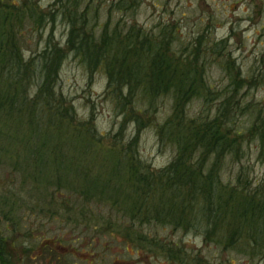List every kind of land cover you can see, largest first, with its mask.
Instances as JSON below:
<instances>
[{
    "label": "trees",
    "instance_id": "trees-1",
    "mask_svg": "<svg viewBox=\"0 0 264 264\" xmlns=\"http://www.w3.org/2000/svg\"><path fill=\"white\" fill-rule=\"evenodd\" d=\"M77 1L64 0L58 4L61 11L67 10L68 14L65 46L52 42L36 56L24 59L17 29L22 25L23 17L39 24L47 17L53 20L54 14L41 11L39 7L40 11H37L32 0H24L22 7L0 0V168L11 164L9 155L18 154L13 147L16 133L25 127L37 131L34 126L30 127L36 119L32 114L34 110L45 111L49 120L56 117L59 123L65 121L75 137L61 139L72 147L58 151L53 149L57 144V128L52 124L44 132H38L40 139L37 138L33 146L30 144L31 148H27V134L20 138L24 142V156L33 161L31 164L27 159H17L12 167L25 170L32 166L36 171L29 176L20 175L18 183L12 181L6 192L10 199H2L1 205L8 206L16 214L13 208H19L23 197L21 189L26 194L32 191L31 185L26 184L31 178L35 182H31L33 188L65 189L64 195H60V204L54 207L63 212L66 221L70 219L73 223L93 226L103 220V216H97L88 204H102L104 197L110 194L109 188L118 195L112 202H121L118 209L127 218L135 219L139 216L136 212L142 211L140 216L144 220L154 218L174 227H205L204 235L210 241L214 239L230 245L241 239L244 247H236V250L264 249L263 195L245 185L236 189L233 184L222 181L219 175L223 157L239 155L236 141L240 132L229 131L228 124L218 120L226 99L211 117L207 111L197 116H189L185 111L192 96L200 97L206 106L216 94L217 90H212L204 79L203 63L207 60L206 54L216 59L220 41L199 52L201 43L197 40L180 53L183 61L197 60V65H172L175 55L171 52L172 58L168 61L162 52L169 50L167 46L155 42L153 35L143 29H134L132 25L125 32L107 29V26L99 31L92 29L94 26L88 24L89 16L75 9ZM163 35L165 33L160 37ZM160 37V40H166ZM66 51H74L91 71L103 70L107 75L105 93L123 110L128 105L133 110L136 91L149 100L164 93L172 94V115L158 129L159 139L175 147L173 158L165 166L152 168L140 157L135 138L125 143L122 138L97 131L91 120L76 119L74 122L72 107L62 102L54 88V77ZM221 51L222 47L219 56ZM233 80L242 81L240 76ZM35 82L37 88L30 89V84ZM207 90L209 92L204 94ZM149 105L152 106L151 101ZM134 120L138 122V119ZM252 126L254 128L249 130L257 133L264 158V117ZM121 170L129 174L125 176ZM58 191L61 193V190L53 193ZM195 207L203 210L201 217L189 216L196 215L193 213ZM53 211L57 210L49 209V212ZM186 213L187 219L184 218ZM3 214L13 224L20 220L9 211ZM189 217L203 219L204 223L193 222L199 219ZM108 227L113 229V225L108 224Z\"/></svg>",
    "mask_w": 264,
    "mask_h": 264
},
{
    "label": "rangeland",
    "instance_id": "rangeland-1",
    "mask_svg": "<svg viewBox=\"0 0 264 264\" xmlns=\"http://www.w3.org/2000/svg\"><path fill=\"white\" fill-rule=\"evenodd\" d=\"M2 1L22 7L24 0ZM32 1L37 11H52L54 16L53 20L47 17L39 24H33L30 18L23 17L22 25L17 29L24 59L36 56L52 42L64 47L68 29L67 10L62 12L58 7L64 0ZM256 1L261 3V0H78L75 9L89 16L88 24H92V29L96 31L107 26V29H122L125 32L132 25L134 29L151 33L155 42H163L169 49L162 51L168 61L172 58L171 52L175 55L172 65H197V60H190L191 63L186 59L183 61L180 54L197 40L200 41L197 43H201L198 46L199 52L224 40L222 55L219 56V44L216 59L206 54L207 60L203 63L204 79L212 90H217L216 94L207 101L206 106L200 97L192 96L185 105V111L189 116L203 115L207 111L211 117L216 107L226 99L218 120L222 124L227 123L229 131L240 132L236 141L239 155L226 154L223 157L219 166L220 178L236 186V189L245 185L264 197V158L261 156L260 140L257 133L249 130L254 128L250 127L252 124L264 117V29L258 27L260 23L254 22L252 4ZM256 11L259 16H264V8L261 11L256 8ZM161 33L165 35L160 37ZM159 37H165L168 41H162ZM238 76L242 81L234 82L233 79ZM36 83L30 84L29 88L35 90ZM54 88L62 102L72 107L75 116L71 114V118L74 122L76 119L91 120L97 131L115 135L125 143L135 138L140 157L152 168L163 167L173 158L174 145L160 140L158 134L159 125L171 117L173 112L171 93L149 100L136 91L133 110H130V105L123 110L105 93L107 75L103 70L97 68L91 71L74 51L65 52L54 77ZM150 101L152 106L149 105ZM32 114L36 115V119L30 127L34 126L37 131L20 126L25 128L19 134L16 133L13 146L18 154L9 155L11 164L0 168V264H123V258L128 257L126 248L129 244L124 241L119 228L128 222V218L118 209L121 202H112L118 196L113 193L115 190L108 188L110 194L104 197L102 204H88L97 216H103V220H98L93 226L73 223L70 219L66 221L63 212L54 207L60 204V195H64L65 189L52 186H47L48 189L43 186L33 188L35 182L31 178L30 183L26 184L31 185L32 191L26 194L21 189L23 197L19 201V208H13L16 214L8 206L1 205L2 199H10L6 192L8 186L13 184H10L12 181L18 183L20 175L29 176L36 171L32 166L25 170L12 167L17 159H27L22 150L24 142L20 138L23 139L27 134V148H31L30 144L33 146L36 139H40L38 132H44L52 124L57 128V144L53 149L68 150L72 147L61 142L63 138H75L72 137L74 131L65 121L59 123L56 117L49 120L45 111L34 110ZM135 118L138 119L137 123ZM110 140L112 142L113 139ZM48 147L51 149V145ZM113 159L116 162V157ZM27 160L32 164L33 159ZM121 171L125 176L129 174L128 171ZM54 190H61V193H53ZM49 209L57 211L49 212ZM7 211L15 219L20 218L17 224L6 220L3 213ZM193 213L196 215L189 216L201 217L203 210L195 207ZM184 218L187 219V213ZM189 219H199L198 223L203 220ZM108 224L113 225V229ZM107 228L109 231H105ZM200 229L148 223L141 230L149 238L155 237L160 243L170 240L175 243V249L186 250L195 256L187 264H202L203 255L212 260L213 264L256 263L236 251V247H244L241 239L230 245L214 239L210 241L204 235L206 228L203 227V232ZM164 257V254L159 253L154 260L156 262L149 264H168ZM128 258L133 259L134 256ZM141 264L145 263L142 261Z\"/></svg>",
    "mask_w": 264,
    "mask_h": 264
},
{
    "label": "flooded vegetation",
    "instance_id": "flooded-vegetation-1",
    "mask_svg": "<svg viewBox=\"0 0 264 264\" xmlns=\"http://www.w3.org/2000/svg\"><path fill=\"white\" fill-rule=\"evenodd\" d=\"M253 14H255L254 22L260 23L258 26L260 29H264V16H259L256 8L261 11V8H264V0H261V3L254 2L252 4ZM223 41L220 40L221 47L223 48ZM136 214H139L137 211ZM193 222H199V220H192ZM159 223L158 219H146L143 217H137L135 219L128 218V222L125 223L122 228H119V233L121 232L124 241L126 244H129L126 248L128 257L134 256V260L128 257L123 258V264H135L137 262L143 261L145 264H149L153 262L158 254H164L165 260L168 261V264H187L190 263V258L195 257L190 255L186 250L175 249V243L173 244L170 240L168 242H159V239H155V237H148L147 233L142 232V227L145 224ZM203 224V220L200 222ZM203 232V227L200 229ZM131 246V247H130ZM237 252L244 254L250 260H255V264H264V249L261 250H236ZM156 262V261H154ZM158 264V262L156 263ZM202 264H213V261L208 259L205 255H203ZM216 264V263H215Z\"/></svg>",
    "mask_w": 264,
    "mask_h": 264
}]
</instances>
